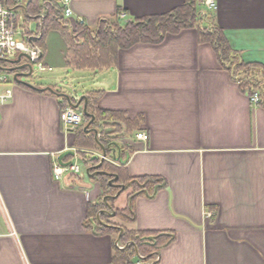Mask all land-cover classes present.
Returning a JSON list of instances; mask_svg holds the SVG:
<instances>
[{
	"label": "crops",
	"instance_id": "0c3cea01",
	"mask_svg": "<svg viewBox=\"0 0 264 264\" xmlns=\"http://www.w3.org/2000/svg\"><path fill=\"white\" fill-rule=\"evenodd\" d=\"M215 1V10L202 11L208 21L246 63L264 67V0ZM184 3L73 0L68 21L125 24L122 12L136 21ZM41 44L45 73L70 68L59 31ZM72 70L66 74L77 85L59 94L78 99L98 92V109L135 124L132 131L121 121L104 125L103 134L118 144L114 165L131 177L161 181L133 200L132 190H123L113 205L132 208L135 220L111 219L127 231L173 235L151 264H264V106L251 103L198 29L121 49L112 68ZM62 97L17 84L1 108L0 264H113L119 238L87 226L89 204L103 197L100 183L54 176L65 151L102 153L75 147L76 133L63 126Z\"/></svg>",
	"mask_w": 264,
	"mask_h": 264
},
{
	"label": "trees",
	"instance_id": "16d2710c",
	"mask_svg": "<svg viewBox=\"0 0 264 264\" xmlns=\"http://www.w3.org/2000/svg\"><path fill=\"white\" fill-rule=\"evenodd\" d=\"M201 0H185V3L165 14L137 19L124 25L112 22L110 18L99 21L96 27H90L77 22L75 29H72L69 21L65 19L63 10L53 0H30L29 12L33 16L44 15L42 38L51 30L59 31L68 44L67 65L76 70L90 69L98 71L116 66L118 53L121 49H128L139 43H159L169 33H179L185 29L196 28L199 32V39L202 43H210L215 49L222 67L227 70L232 78L238 82L241 89L249 97L256 92L260 96V104L264 106V67L246 63L241 55L232 49L224 31L209 22L206 12L200 11ZM56 90L55 88H52ZM49 92V91H46ZM99 93H90L88 99V112L95 116L91 128L99 130L103 134L104 125L110 121H121L127 130L132 131L135 124L125 118L121 112L100 110L96 107ZM65 108L76 104L75 99L63 96ZM91 119L85 116V126ZM85 128L79 129L76 133L75 147L81 150H94L102 152L101 147L93 133H86ZM117 132H122L121 129ZM100 142L107 149V156L113 157V138L104 135L99 138ZM85 162L90 167L97 166L101 159L91 157L88 153L79 151ZM72 159L73 157H68ZM100 171L111 175L98 174L92 180L99 182L103 197L94 204L88 206L87 226L97 233L114 235L119 238L118 242L124 246L123 249L116 248L113 255V264H136L134 260L139 259L144 264H151L159 254V251L173 241V235L161 233H139L121 229L111 219L115 218L124 223H131L135 220L132 208L116 210L114 198L120 191L132 190L131 200L144 193H151L154 187L161 181L150 177H131L121 167L105 161ZM93 169L91 173H94ZM118 176L115 185L110 181ZM108 197L105 202L104 198Z\"/></svg>",
	"mask_w": 264,
	"mask_h": 264
},
{
	"label": "built area",
	"instance_id": "2783aa9c",
	"mask_svg": "<svg viewBox=\"0 0 264 264\" xmlns=\"http://www.w3.org/2000/svg\"><path fill=\"white\" fill-rule=\"evenodd\" d=\"M30 0H0V118L2 106L11 102L14 94V87L18 84L15 80L17 72H29V68H25L21 71L10 72L6 69L16 68L21 65L30 64L32 66V74H34V67L40 73L46 71V65L43 60L44 51L39 44L42 38V28L44 15L33 16L29 12ZM63 10L65 19L72 20L74 17V11L72 8L73 0H53ZM207 10L216 9L215 0H201L200 2ZM204 13V12H202ZM120 19L125 24L131 22L127 20L126 13L120 14ZM73 21V20H72ZM80 24H84V21H77ZM77 22L70 24L72 29H75ZM36 24V27L32 29V25ZM20 56H23L21 63H10L7 61H17ZM27 56L29 59H27ZM250 101L252 104H260V96L256 92L252 95ZM80 98L75 99L79 101ZM63 126L66 133H77L79 129L85 128V114L83 107L74 108L72 105L66 107L63 111ZM103 136L102 133L98 134V138ZM138 139H145L144 133L137 135ZM77 155V153H76ZM75 155V157H76ZM102 159L103 154L97 155ZM108 161V159H107ZM70 162L69 165L63 166L56 163L54 166V176L57 181L62 180L65 175L79 176L81 173L80 165L70 159L66 161ZM119 249H123L124 246L117 243ZM144 264V263H139Z\"/></svg>",
	"mask_w": 264,
	"mask_h": 264
},
{
	"label": "water",
	"instance_id": "95a60500",
	"mask_svg": "<svg viewBox=\"0 0 264 264\" xmlns=\"http://www.w3.org/2000/svg\"><path fill=\"white\" fill-rule=\"evenodd\" d=\"M24 57H26L27 59H29L27 56H24ZM22 58H23V56H20L19 59H18L17 61H7V62L19 64V63H21ZM25 68H29V72H28V73L17 72L16 75H15V80H16V82H17L19 85L21 84V85H24V86H26V87H28V88L36 89V90H40V91H42V92L49 91V92H51V93H55V94H57V95L65 96V95H63V94H59L57 91L53 90L51 87H46V88H43V89H39V88L35 87L34 85H32L31 83H28V82H26V81H23V80H22L23 78H25V77H29V76H31V74H32V66H31L30 64H28V63L25 64V65L18 66V67H16V68H11V69H6V70H9L10 72H16V71L24 70ZM66 97H67V96H66ZM67 98L69 99V97H67ZM71 105H72L74 108H80V107H83V111H84L85 116H86V117H89V118L91 119V121L89 122V124H87V125L85 126V129H84V130H85L86 133H93V134L95 135V139H96L97 143L99 144V146L101 147V150H102L103 157H102L100 163H99L97 166H95V167H89V168L87 169V173H88L89 177H90V178H93V177H95V176L98 175V174H106V175L108 174V175H111V174L106 173V172H104V171H100V169L102 168L104 162L107 161V159H109V160L111 161L112 164H115V163H117L118 161H117V158H116L115 156L110 157V158L107 156V155H108V154H107V149H106V147L100 142V140H99V138H98L99 130H97V129H95V128H91L92 123L95 121V116L92 115V114H90V113L88 112V99H87V97H86V96L81 97V98L79 99V101H78L76 104H71ZM113 147H115V148H113L112 151L115 152V150L118 149V144H117V143H114ZM75 155H76V152H75L74 150H68V151H65V152H63V153L59 156V158H58V162H59V164H61V165H63V166H67V165L70 164V162L66 163L65 160H66L68 157H75ZM96 158H99V157H97V156L94 157V159H96ZM93 169L95 170V172H94V173H91V171H92ZM117 179H118V176H116L114 179H112V180L110 181V185H113V186H116V187H120V186H118V185H115V181H117ZM124 189H125V187H124V186H121V191H120L115 197H113V198L116 199L117 197H119V195L121 194V192H122ZM107 200H108V197L104 198V201H105V202H106ZM113 217H115V214H113Z\"/></svg>",
	"mask_w": 264,
	"mask_h": 264
},
{
	"label": "rangeland",
	"instance_id": "374dc122",
	"mask_svg": "<svg viewBox=\"0 0 264 264\" xmlns=\"http://www.w3.org/2000/svg\"><path fill=\"white\" fill-rule=\"evenodd\" d=\"M199 5H200L199 6L200 11H206L207 10L205 8V6H203L201 3ZM119 25H124V24L120 23ZM35 26H36V24H34V26H32V29H34ZM53 68H54V70L52 73H48V72L40 73L37 70V67L35 66L34 67V70H35L34 74L32 76L25 77L22 80L26 81L28 83L34 84V85L45 84L51 88H55L56 90L60 89V88H62V89L64 88L68 92H71L72 86L77 85V84H75L74 81L70 78V76H68V74H66V70H68L70 73H73L74 70H72L70 68H66V70H65L64 67L62 69V67H57V66L53 67ZM73 159L81 167V173L79 174V176L83 179V181L91 183L92 179L89 177V175L87 173V169L90 167V165L85 162V160L83 159V157L80 154H77L76 157H73Z\"/></svg>",
	"mask_w": 264,
	"mask_h": 264
},
{
	"label": "flooded vegetation",
	"instance_id": "af4514ba",
	"mask_svg": "<svg viewBox=\"0 0 264 264\" xmlns=\"http://www.w3.org/2000/svg\"><path fill=\"white\" fill-rule=\"evenodd\" d=\"M27 70H24V72H26Z\"/></svg>",
	"mask_w": 264,
	"mask_h": 264
}]
</instances>
